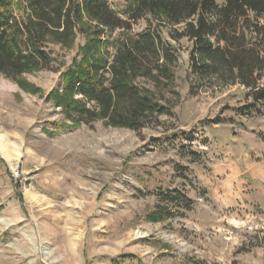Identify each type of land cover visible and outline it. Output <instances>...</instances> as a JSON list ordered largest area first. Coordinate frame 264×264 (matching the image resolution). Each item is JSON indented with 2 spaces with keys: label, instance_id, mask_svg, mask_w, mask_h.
<instances>
[{
  "label": "rangeland",
  "instance_id": "374dc122",
  "mask_svg": "<svg viewBox=\"0 0 264 264\" xmlns=\"http://www.w3.org/2000/svg\"><path fill=\"white\" fill-rule=\"evenodd\" d=\"M11 11L27 15L24 3ZM90 36L49 42L46 70L0 74L11 158L0 150V264H264V101L238 86L195 91L182 40L171 88L153 90L171 110L157 125L70 126L52 94L74 63L112 52L119 31L88 55ZM175 191L189 208L163 199Z\"/></svg>",
  "mask_w": 264,
  "mask_h": 264
},
{
  "label": "trees",
  "instance_id": "16d2710c",
  "mask_svg": "<svg viewBox=\"0 0 264 264\" xmlns=\"http://www.w3.org/2000/svg\"><path fill=\"white\" fill-rule=\"evenodd\" d=\"M13 1L25 4V17L11 11ZM115 30L112 52L89 55L103 46L100 34ZM87 32L89 56L63 73L61 93L52 94L70 126L101 120L138 131L157 125L171 110L153 90L171 88L182 40L195 91L238 86L254 102L264 101V0H124L119 11L106 0H0V74L15 79L46 70L49 42L68 48ZM172 193L163 199L189 208L186 196ZM165 209L161 217L170 213Z\"/></svg>",
  "mask_w": 264,
  "mask_h": 264
},
{
  "label": "bare ground",
  "instance_id": "6f19581e",
  "mask_svg": "<svg viewBox=\"0 0 264 264\" xmlns=\"http://www.w3.org/2000/svg\"><path fill=\"white\" fill-rule=\"evenodd\" d=\"M0 150L1 152H3V157L5 161L10 162L11 161L10 155L3 149V146L1 144H0Z\"/></svg>",
  "mask_w": 264,
  "mask_h": 264
}]
</instances>
